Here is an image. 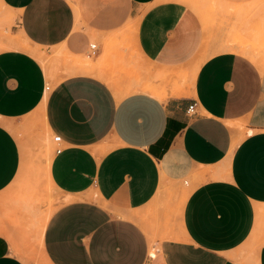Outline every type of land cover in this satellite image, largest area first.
<instances>
[{
	"label": "crops",
	"instance_id": "1",
	"mask_svg": "<svg viewBox=\"0 0 264 264\" xmlns=\"http://www.w3.org/2000/svg\"><path fill=\"white\" fill-rule=\"evenodd\" d=\"M4 1L18 11L26 47L0 52V192L22 164L12 129L39 114L47 131L61 136L51 177L79 197L46 224L49 264H264V61L250 55L264 51L209 55L200 17L178 0ZM83 22L88 34L77 32ZM121 29L128 40L106 42ZM222 39L223 32L208 50ZM30 47L95 58L88 69L62 66L51 88V72ZM117 65L144 75L133 81L120 73L129 86L121 98L109 87ZM35 134L34 127L24 132L29 152ZM188 179L195 186L181 232L150 256L143 226L119 213L143 208L161 187ZM92 191L98 200L87 198ZM167 197L165 191L161 200ZM0 264H26L1 233Z\"/></svg>",
	"mask_w": 264,
	"mask_h": 264
},
{
	"label": "rangeland",
	"instance_id": "2",
	"mask_svg": "<svg viewBox=\"0 0 264 264\" xmlns=\"http://www.w3.org/2000/svg\"><path fill=\"white\" fill-rule=\"evenodd\" d=\"M72 1L79 2V0ZM178 1L187 3L200 17L205 31L203 45L209 55L225 51L236 52L241 47L245 51L247 48H251L253 52L257 53L264 51V6H237L223 0ZM16 13H18L17 10L7 5L4 0H0V52L20 49L22 45L24 46L22 44L24 40L18 33V16ZM253 18L256 21L250 22ZM88 29H91L90 25L83 22L77 32L88 34ZM122 29L105 39L106 42L112 38H117V41L126 40L127 34H123ZM222 32L221 43L216 49L208 50V47L215 42L219 33ZM98 36L101 38V35ZM93 43L98 44V41L93 40ZM122 46L130 48V45L125 43L120 44L119 48ZM109 47L107 45V49ZM22 48L24 49V47ZM32 49L29 51L41 61L47 73L51 72L49 74L51 88L56 82V72L62 66L64 70L71 69V67L75 68V65L76 68L85 67L88 69L92 66L91 63L95 58L94 56L90 58L89 54H85L83 56L88 57L89 60L84 59L83 56L77 57V59L76 56L64 53L63 50H57L51 55L47 49L37 50L34 47ZM114 50L116 49H113V52ZM250 55L252 58L260 57L259 59L264 61L262 56H257L254 53ZM118 67L117 65V69L112 73L114 85L109 87L117 98H121L128 93L129 86L128 84H121L120 73L124 76L130 75L133 81L137 76L140 79L144 75L134 73V70L133 73L127 69L119 70ZM142 67L146 68L147 64L142 63ZM232 126L236 127L233 124ZM28 127H34L36 130L35 152L33 148L30 150L31 154L28 151L26 141L23 139L24 132ZM12 131L20 142L22 164L15 180L0 192V233L9 239L13 254L21 258L26 264H49L43 245L46 224L61 205L79 197L62 192L51 177L50 167L47 168V163L50 158H53L57 144L53 141V133L47 131V123L42 115H33L26 124L15 127ZM47 135L51 137L50 143L45 140ZM194 186L195 182L190 179L178 184L166 185L160 188L155 199L147 206L134 209L128 213H119L143 226L149 239L150 254L157 253V248L160 247L162 240L173 238L181 232L180 218L183 206ZM165 191L168 193V197L167 200L162 201V193ZM87 198L98 200L94 191L88 193ZM171 199H174L172 208L170 207Z\"/></svg>",
	"mask_w": 264,
	"mask_h": 264
},
{
	"label": "built area",
	"instance_id": "3",
	"mask_svg": "<svg viewBox=\"0 0 264 264\" xmlns=\"http://www.w3.org/2000/svg\"><path fill=\"white\" fill-rule=\"evenodd\" d=\"M90 47H91V49H93V51H94V53H95V51L97 50V44H91L90 45ZM50 87L49 86H47V88L46 89H49ZM195 103H193V104H191V105H189V107H188V109H187V113L190 115V116H192V115H194L195 113H196V110H195ZM53 141L57 144V147H56V152H60L61 151V136L60 135H54L53 136ZM150 256H153V255H151L150 254Z\"/></svg>",
	"mask_w": 264,
	"mask_h": 264
},
{
	"label": "bare ground",
	"instance_id": "4",
	"mask_svg": "<svg viewBox=\"0 0 264 264\" xmlns=\"http://www.w3.org/2000/svg\"><path fill=\"white\" fill-rule=\"evenodd\" d=\"M24 43H25V42H24ZM24 43H22V44H24ZM93 44H96V43H93ZM18 46H20V45H18ZM27 46H29V44H28ZM14 47H15V46H14ZM22 47H24V49H25L26 46H23V45H22ZM22 47H21V48H22ZM19 48H20V47H19ZM30 49H32V48L30 47V48L28 49V51H29ZM32 50H33V49H32ZM92 52H94L93 49H92ZM40 54H41V52H40ZM68 54H69V53H68ZM38 55H39V54H38ZM70 55H71V54H70ZM43 58H44V57H43ZM76 58H77V56H76ZM83 58L89 60L88 57H84V56H83ZM77 59H78V58H77ZM80 62H82V61H80ZM80 62H79V63H80ZM44 63H45V61H44ZM81 64H82V63H81ZM88 64H89V63H88ZM91 64H92V63H91ZM78 65H79V64H78ZM81 66H82V65H81ZM84 66H85V65H84ZM75 67H76V65H75ZM47 68H48V67H47ZM84 68H85V67H84ZM48 71H49V70H48ZM159 74H160V73H159ZM161 75H163V74H161ZM165 75H166V74H165ZM163 77H164V76H163ZM166 77H167V76H166ZM170 83H171V82H170ZM173 84H174V83H173ZM178 86H179V85H178ZM178 89H179V88H178ZM44 107H45V106H44ZM41 139H42V138H41ZM43 139H44V138H43ZM45 140H46L47 143H50V142H51V137H50L49 135H47L46 138H45ZM42 141H43V140H42ZM47 145H48V144H47ZM50 163H51V162H50V159H49V160H48V163H47V168H49V164H50ZM47 171H48V169H47ZM48 174H49V173H48ZM49 180H50V182L52 183L50 176H49ZM129 214H130V213H129ZM155 253H156V252H155Z\"/></svg>",
	"mask_w": 264,
	"mask_h": 264
}]
</instances>
